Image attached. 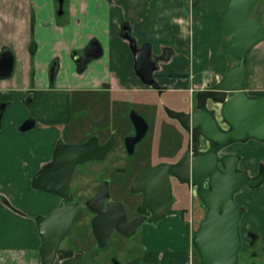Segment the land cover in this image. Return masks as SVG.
<instances>
[{"label": "crops", "instance_id": "crops-1", "mask_svg": "<svg viewBox=\"0 0 264 264\" xmlns=\"http://www.w3.org/2000/svg\"><path fill=\"white\" fill-rule=\"evenodd\" d=\"M227 8L228 0H198L196 4L191 0H64L63 14L58 12L57 21L58 0L56 3L55 0H0V56L9 53L14 58L12 75L0 80V108L3 107L0 179L12 189L16 178L26 182L22 198L13 199L0 193V264H35L33 259H40L41 241L33 219L45 214L53 201L34 189L33 179L53 159L59 141L68 142L74 128L75 98L81 100L93 93L106 94L105 100L117 98L114 102L102 99L99 109L108 118L117 114V104L129 101L126 94H134L138 107L144 113L150 112L145 107L150 99L145 95L158 90L146 86L137 77L135 59L123 37V27H130L139 48L150 45L159 66L155 74L159 92L188 95V110L193 108L197 93L214 89L238 65L229 54V37L221 24ZM251 17L264 26V1L252 9ZM92 43L101 47V58L85 61L82 71L72 67L74 51L84 54ZM52 65L56 69L51 81L53 87L43 76ZM246 67L247 94L264 96V42L249 52ZM65 70L71 71L70 74ZM25 94H34V104L39 102L45 109L40 116H31L35 126L28 133L20 130L28 118L14 114L11 108L22 103ZM169 102L181 109L180 98L171 96ZM152 106L156 118L162 115L168 118L160 105ZM127 115L130 118L129 110ZM171 123L180 128L176 122ZM129 125L127 134H132L133 126L130 122ZM240 147V166L244 161L250 166L242 169L253 174L254 163L258 171L261 168L264 171V143L248 141ZM252 152H256L254 157ZM16 160L20 161L23 173L15 172ZM181 225L182 246H178L176 235L164 228L165 244L160 243L154 232L150 240L155 246L149 249H165V259H187V227L180 221ZM26 239L29 243L25 246ZM167 264L177 263L168 260Z\"/></svg>", "mask_w": 264, "mask_h": 264}, {"label": "water", "instance_id": "water-1", "mask_svg": "<svg viewBox=\"0 0 264 264\" xmlns=\"http://www.w3.org/2000/svg\"><path fill=\"white\" fill-rule=\"evenodd\" d=\"M58 1L59 15H62L64 0ZM191 1L193 4L198 2ZM263 1L228 0L221 24L229 37V54L238 61V65L214 89L200 93L198 110L185 113L165 109L168 117L177 121L185 131L196 132L208 141L209 149L192 155L190 146L176 164L160 163L140 174L131 189L133 194L144 195L140 212L149 210V224L163 220L175 203L172 179L196 189L206 211L191 241L199 255L200 264H240L244 212L236 197L243 188L257 189L264 183V171L256 177H250L247 171L240 168L239 155L221 156V152L233 144L250 140L264 143V96L252 97L245 90L248 54L264 42V26L251 17V11ZM123 32L135 59L137 77L146 86L157 87L154 75L158 66L152 59L150 45L139 48L127 25L123 27ZM102 54L98 43L86 52L87 57L93 60L101 58ZM76 61L82 69L83 61L77 58ZM13 70V56L3 53L0 56V80L10 78ZM54 75L53 67L52 81ZM33 102L34 94H30L27 103L32 105ZM207 102H211L216 109H209ZM2 115L3 107L0 108V122ZM130 121L135 135L126 138L124 144L127 154L133 156L137 145L147 136L149 125L137 112L130 114ZM34 126L33 121H27L20 130L27 132ZM114 146L115 139L100 145L97 137L84 144L60 145L54 153L52 164L35 176L33 186L36 189L62 199L61 204L47 216L36 218L41 239V264L56 263L60 244L73 225L82 219L85 207L95 215L92 228L99 248L107 245L115 231L125 237H132L143 224L144 219L133 222L127 220L125 204L111 200L108 181L85 206L69 204L73 200L70 183L75 169L88 162L104 160ZM63 264H82V258L69 259Z\"/></svg>", "mask_w": 264, "mask_h": 264}, {"label": "rangeland", "instance_id": "rangeland-1", "mask_svg": "<svg viewBox=\"0 0 264 264\" xmlns=\"http://www.w3.org/2000/svg\"><path fill=\"white\" fill-rule=\"evenodd\" d=\"M56 3V0H55ZM57 8V6H55ZM58 12L56 10V20L58 21ZM65 22V19L63 20ZM75 53H78L79 56H83L84 54L82 51H74V54L71 58V65L72 67H78L79 64L76 61ZM238 64V61H237ZM67 65V64H66ZM53 67V65H52ZM51 67V69H52ZM51 69L46 72L45 75L47 79L48 85L51 84ZM67 69V68H66ZM69 71V70H65ZM71 71H69L70 74ZM40 75V77H43ZM67 82V81H66ZM53 87V86H52ZM51 87V88H52ZM91 95V96H90ZM200 93L194 96V105L197 102V98ZM29 94H25L22 103H17L16 106L12 105V112L16 115H22L25 118H28L27 121L31 120V116L34 115L35 117L40 116L44 112V105L40 104L39 102L32 105H28L27 98ZM106 94H87L85 97H82L81 100L79 97H76L75 100L77 101L73 104V130L71 135L68 139V142L61 140L62 144H84L88 142L91 138L97 137L101 140L105 139L110 141L115 139V146L112 151L108 154V156L100 162L92 161L88 162L82 166H80L73 178V189L77 192V197L79 199H89L97 188L96 184L101 183L103 180L108 181L110 184V189L112 193L113 200L127 202L128 200V189L130 187V183L132 180L143 173L144 171L154 167L156 164L170 161L172 158L177 154H182L185 149H187L189 141H191V135H188L187 132H183L181 128H178L176 124H172L173 120L170 118H166V116L162 115V117L156 118L155 111L152 110V105H160L164 110H182L185 111L186 105L190 103V98L186 94H176V93H167L162 94L159 91H155L152 94L145 95L150 99V103L145 106L150 112L144 113L141 109V106L138 107L135 100L134 94H126L129 101L121 105L120 103L116 105L115 111H118L115 116H109L106 118V112L100 110L102 99L106 97ZM174 96L181 99V105L179 108L176 109L172 103L169 102V97ZM90 98V99H89ZM117 98L104 99L103 101L114 102ZM134 101V103H133ZM209 109H216V107L211 103L207 102ZM100 106V107H99ZM118 109V110H117ZM176 109V110H175ZM129 113L137 112L140 114L148 123L149 125V132L145 139L136 147L135 154L133 156H129L124 148V142L126 138L131 136V133L127 132L130 129L129 122L130 118ZM219 107H217V110ZM104 116V118H103ZM81 120V123H78V120ZM96 121L98 122L97 124ZM26 122V121H25ZM42 124V122H40ZM177 123V122H176ZM41 124L39 126H41ZM132 125V123H131ZM32 131V130H31ZM28 133V132H27ZM253 141V140H250ZM248 142V141H247ZM245 142V143H247ZM233 144L224 149L221 152V155L226 154H237L241 152V144ZM254 143V142H253ZM251 145V144H250ZM202 146H197V150L201 151ZM25 152V151H24ZM23 152V154H24ZM256 152H252L251 155L255 156ZM239 155V153L237 154ZM240 156V155H239ZM241 158V157H240ZM20 161L16 160L14 163L17 166L14 170L16 173H23L24 169H22ZM19 163V165H17ZM252 163V162H251ZM252 172L251 174L249 171L248 174L250 177H254L258 175V172L262 171V168L258 171L255 168V164H251ZM248 166L247 162L244 161L243 165L240 166L242 169H247ZM13 169H11L12 171ZM13 170V172H14ZM14 172V173H15ZM103 173V174H101ZM17 183L15 184V189H12L8 182H4L3 179H0V193H6L13 199L22 198L21 196L25 190L26 182L21 180V178H16ZM264 184V183H263ZM263 184L260 188L251 189L249 187L243 188L240 194L237 195L236 201L240 205V207L245 211L244 222L242 225V233H246L248 230L256 235L255 241L250 239V237L245 238L244 249L242 255L240 256L241 264H264V188ZM180 192V191H179ZM193 197V205H190V197L182 198V202L175 207L172 214H177L178 217L179 212L182 209H187L188 214L185 216V220L182 221L183 223L189 225L190 232L187 230V234L190 236L198 229L201 222L203 221L206 211L203 207V204L199 198H197V194L194 191L192 193ZM58 203V200H56ZM191 210L193 212H191ZM86 218L83 222L76 225L73 230V234H77L81 227L84 225L88 227ZM168 219L167 221L161 223L160 225H167L168 227H175L177 230L182 227L180 226V220L177 219ZM180 226V227H179ZM152 229V228H151ZM164 232V228H161ZM25 236H27V231L25 229ZM87 239L92 241V235L89 228V234ZM113 240H119V238H115ZM29 243V240L26 239L24 245L26 246ZM149 247L155 246L153 242L149 240ZM159 245V244H156ZM65 244L62 249L65 248ZM158 247V246H157ZM190 249V247H189ZM193 250V259L194 264H199V258L197 253L195 252L194 248L190 249V253ZM96 250H93V253ZM98 252V251H97ZM107 251H100L99 255L101 256H114V254L104 253ZM189 253V254H190ZM101 256V257H102ZM63 257V255H62ZM119 257L121 258L122 263L124 264L127 260L123 258V254H120ZM28 261V259H22V261ZM30 260V259H29ZM32 260V259H31ZM35 260V264H40V259H33ZM63 260V259H59ZM88 264L98 263V264H108L106 259H87ZM1 261V260H0ZM189 262H192L189 260Z\"/></svg>", "mask_w": 264, "mask_h": 264}, {"label": "flooded vegetation", "instance_id": "flooded-vegetation-1", "mask_svg": "<svg viewBox=\"0 0 264 264\" xmlns=\"http://www.w3.org/2000/svg\"><path fill=\"white\" fill-rule=\"evenodd\" d=\"M123 34H124V32H123ZM93 46H95V43H92L88 48H91ZM87 50H85L83 56H79L80 54L78 55V53H75V55H74L78 60L81 59L83 61L82 69H81V67L78 66L81 71L84 69L85 61L92 60V59H89L87 57V55H86ZM164 56H166V55H164ZM152 59H153V57H152ZM153 60L155 61V59H153ZM155 63L158 66V61H155ZM158 70H159V66H158ZM55 71H56V69H55ZM154 77H155V75H154ZM152 88H155L158 91L161 90V88L159 87L158 83H157V87H152ZM198 97H199V95H198ZM198 109H199V100H197V102L193 106V108H189L188 110H185V111L182 110L181 112L191 113V112H194V111H196ZM176 111H178V110H176ZM164 112H165V110H164ZM165 114H166V112H165ZM167 117H168V115H167ZM170 120H172V119H170ZM29 121H31V120H29ZM173 121L177 122L175 120H173ZM177 124L183 130V132H187L180 126V124L178 122H177ZM187 134L191 135V138H192L191 141H189V143H188L187 149H185L183 151V153L180 154L178 157L173 158L170 161H166V162H162V163L176 164L181 159V157L187 152V150L190 148V146H191V149H192V155H195L197 153L205 152V151H207L209 149V142L204 140V139H202L200 134H196V132H192V133L187 132ZM133 135H135L134 127H133V133L131 134V136H133ZM107 142H108V140H106L104 142L103 141L101 142V139L99 138V144L100 145H104ZM63 144H65V143H63ZM63 144L61 142H59L57 144L56 149L60 145H63ZM199 145H201L203 147L201 151L197 150V146H199ZM123 146L125 148V144ZM221 156H223V155H221ZM52 162H53V159L50 161V163H48L47 165H44L39 170V172L36 175H38L44 169L48 168L52 164ZM96 162H100V161H96ZM156 165H158V164H156ZM79 167L80 166H78L75 169V171H74V173L72 175V178H71L70 191H71V193L73 195V200L71 202H69V204H82L83 206H85L86 203L89 200H91L92 198H94L98 194L99 190L103 187V185H104V183L106 181L103 180L101 183L96 184L97 188L94 191V194L89 199H87V200L79 199L77 197L76 190L73 189V184H72L73 183V178H74V176H75V174H76V172H77ZM261 172L262 171H260L258 174H260ZM101 174H103V173H101ZM138 176H136L132 180V182L130 183V187L128 189V193H129L128 197L129 198H128L127 202H124V204L126 206V209H127V220L129 222H133V221H136V220H139V219H144L143 224L141 226H139V228L136 230L134 235L132 237H125V236H123V235H121V234H119V233H117L115 231L112 234V236L108 239L107 245L104 248H99L98 247V242H97V240H96V238L94 236L93 228H92V220L95 218V215L91 214L85 207L82 219L79 222H77V223H75L73 225V227L71 228V230L67 234L66 238L60 244L59 250H58V255H57V260H56L55 264H63L65 261H67L69 259H78L80 256L82 258V264H88L87 263V261H88L87 259H106L108 261V264H121L122 261H121V258L119 257L120 254H123V258L127 260L124 264H167L168 260H173L177 264L178 263H180V264H194V262H193L194 259H193V255H192L193 254V250H192V253H190V249L194 248L193 245H192V242H191L193 234L191 236H190V234H186V236H185L187 245L190 247L187 259H165L166 255H167V252L165 251V249H161V250H157V251L156 250H150L149 249L150 248L149 247L150 243H148V242H149V240L151 239L152 235L155 232V233L158 234V237H159L158 239H159L160 243L163 244V245L165 244V242H164L165 235L163 234L165 231L161 232L163 230L161 229L162 227L160 228V224L165 222V221H167L168 219H175V220L179 219L181 222L184 221L185 220V216L188 214V210L187 209H182L179 212V215H180L179 217H178V213L177 214H172V212L175 209V207L182 202L181 200H182L183 197L184 198L190 197V199H191L190 200V202H191L190 205L192 207V205H193L192 204L193 203V197H192L193 195H192V193H194V191H195L196 194H197L196 189L194 187H191V186L187 185V184H181L176 179H172L173 194H174V196L176 198L175 203L173 204V206H172L170 212L168 213V215H166L163 220H161V221H159V222H157L155 224H149L147 222V219H149L150 216H151L149 210L145 209V210H143V212H140L141 206H142V203H143V200H144V195L143 194H133V193H131V189L133 187V184H134V182H135V180L137 179ZM256 176H254V177H256ZM34 189L39 191V192H41V193H43V194H45V195H48L49 197L52 198V201H53L52 204L49 206V209L47 210V212L45 214H41L42 216H47L50 212H52L55 208H57L61 204V202H62L61 198H58V197H56L54 195L46 194V193L36 189L35 187H34ZM109 190H110L111 200H113L111 189H110V184H109ZM197 198H198V196H197ZM56 200H58V203H56ZM113 201H117V200H113ZM117 202H121V201H117ZM191 212H193V211L191 210ZM243 212H244V215H243L242 225H243L244 216H245V211L243 210ZM41 215H38V216H41ZM38 216H36L33 219V221L35 222V225H36V218ZM86 218H88L87 219V223H88V227L90 228L91 235H92V238H93L92 241H89L87 239L88 234H89V228H87L86 225L81 227V229L79 230V232L77 234H73L74 227L76 225L80 224L81 222H83ZM183 224L186 225V227L188 228L187 230H189V232H190L189 225H187L185 223H183ZM163 228H165V229L168 228V231H169V233H171V235L172 234L176 235V237H177L176 241H177L178 246H182V244H183L182 237L183 236H182V233H181L180 229L177 230L175 227H163ZM36 229H37V225H36ZM37 233H38V230H37ZM241 235H242V250H241L240 256L242 255V252H243V249H244L245 238L250 237V239H252L254 241L256 239V235L251 233L249 230L246 233H242V227H241ZM38 236H39V234H38ZM115 238H119V240H116V241L113 240ZM39 239H40V237H39ZM40 241H41V239H40ZM64 244L66 246H65L64 249H62ZM163 245H161V247ZM94 249L96 250L95 251L96 253H93ZM194 250H195V248H194ZM100 251H107V252H104V253H109L110 252L111 254H114V256H106V257H104V256L101 255L102 256L101 257L99 255ZM195 252L197 253L196 250H195ZM39 255H40V251H39ZM62 255H63V257H62ZM153 256L157 257L158 259H150ZM197 256L199 258L198 253H197ZM59 259H63V260H59ZM189 260H191L192 262H189ZM198 260H199V264H200V259H198ZM93 264H96V263H93ZM105 264H107V263H105ZM240 264H241V261H240Z\"/></svg>", "mask_w": 264, "mask_h": 264}, {"label": "trees", "instance_id": "trees-1", "mask_svg": "<svg viewBox=\"0 0 264 264\" xmlns=\"http://www.w3.org/2000/svg\"><path fill=\"white\" fill-rule=\"evenodd\" d=\"M122 34H123V31H122ZM155 89V88H154Z\"/></svg>", "mask_w": 264, "mask_h": 264}]
</instances>
